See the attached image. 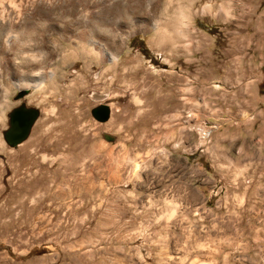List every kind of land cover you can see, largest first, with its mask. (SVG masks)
I'll use <instances>...</instances> for the list:
<instances>
[{
    "label": "rangeland",
    "instance_id": "374dc122",
    "mask_svg": "<svg viewBox=\"0 0 264 264\" xmlns=\"http://www.w3.org/2000/svg\"><path fill=\"white\" fill-rule=\"evenodd\" d=\"M0 264H264V0H0Z\"/></svg>",
    "mask_w": 264,
    "mask_h": 264
},
{
    "label": "water",
    "instance_id": "95a60500",
    "mask_svg": "<svg viewBox=\"0 0 264 264\" xmlns=\"http://www.w3.org/2000/svg\"><path fill=\"white\" fill-rule=\"evenodd\" d=\"M38 111L34 108L18 106L8 113V128L2 136L9 146L18 145L29 135ZM91 116L102 122L109 116V109L105 104H99L91 109Z\"/></svg>",
    "mask_w": 264,
    "mask_h": 264
},
{
    "label": "bare ground",
    "instance_id": "6f19581e",
    "mask_svg": "<svg viewBox=\"0 0 264 264\" xmlns=\"http://www.w3.org/2000/svg\"><path fill=\"white\" fill-rule=\"evenodd\" d=\"M108 60H110V61H114V60H117V57L116 56H114V55H110V54H108ZM97 95H95V97H96Z\"/></svg>",
    "mask_w": 264,
    "mask_h": 264
},
{
    "label": "crops",
    "instance_id": "0c3cea01",
    "mask_svg": "<svg viewBox=\"0 0 264 264\" xmlns=\"http://www.w3.org/2000/svg\"><path fill=\"white\" fill-rule=\"evenodd\" d=\"M213 243L216 244L217 243V240H215V237L213 239ZM242 248L246 249V246H242Z\"/></svg>",
    "mask_w": 264,
    "mask_h": 264
}]
</instances>
